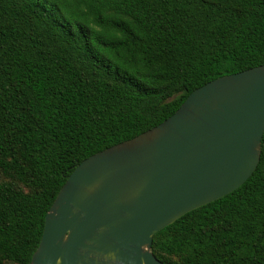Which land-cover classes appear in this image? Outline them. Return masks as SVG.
Segmentation results:
<instances>
[{
  "label": "trees",
  "instance_id": "16d2710c",
  "mask_svg": "<svg viewBox=\"0 0 264 264\" xmlns=\"http://www.w3.org/2000/svg\"><path fill=\"white\" fill-rule=\"evenodd\" d=\"M264 63V0H0V264H29L86 157ZM162 264H264V133L232 192L157 231Z\"/></svg>",
  "mask_w": 264,
  "mask_h": 264
},
{
  "label": "water",
  "instance_id": "95a60500",
  "mask_svg": "<svg viewBox=\"0 0 264 264\" xmlns=\"http://www.w3.org/2000/svg\"><path fill=\"white\" fill-rule=\"evenodd\" d=\"M263 133L264 63L195 88L157 125L75 166L29 264H162L153 235L243 184Z\"/></svg>",
  "mask_w": 264,
  "mask_h": 264
}]
</instances>
